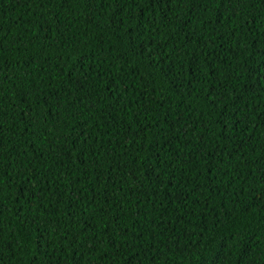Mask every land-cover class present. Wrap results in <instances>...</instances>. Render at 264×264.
I'll use <instances>...</instances> for the list:
<instances>
[{
  "label": "trees",
  "instance_id": "obj_1",
  "mask_svg": "<svg viewBox=\"0 0 264 264\" xmlns=\"http://www.w3.org/2000/svg\"><path fill=\"white\" fill-rule=\"evenodd\" d=\"M97 5L0 0V264H264V0Z\"/></svg>",
  "mask_w": 264,
  "mask_h": 264
},
{
  "label": "snow or ice",
  "instance_id": "obj_2",
  "mask_svg": "<svg viewBox=\"0 0 264 264\" xmlns=\"http://www.w3.org/2000/svg\"><path fill=\"white\" fill-rule=\"evenodd\" d=\"M164 2V3H171V0H123V3H121V0H103V3L109 4L110 6L116 7L119 9L118 12H114L113 15L114 16H118L120 19V23L121 26H124V20H125V13L123 11L124 7H126L128 4H140L143 5L145 8H149V7H155L157 4ZM212 0H204L205 4L211 3ZM87 3L90 4L92 6V11L95 12L97 5V0H87ZM197 3H200V0H197ZM226 3L228 5L231 4V0H226ZM204 12L208 11L207 7L203 8ZM225 12H228L230 15H235L234 12L230 11L229 7H225L224 9ZM127 19L129 20H135L137 23L134 26V31L138 34H142L144 32V27H143V23H141V17L137 14V15H130L127 17ZM146 22L151 23L150 20H146ZM199 37L197 36L196 33H193L192 35V39H198ZM133 40L134 42V38H130ZM166 46V42L165 45ZM150 47V46H149ZM149 47H145L143 52H140L138 50V46L137 49L135 51V54L139 57H142L144 60L148 61L149 66H151L153 63H155L157 65V67H160L159 61L161 59H165L167 58L168 54L164 51H162L160 48H154L151 51L149 50ZM184 55V53H177L176 56V60L177 62L180 61V57ZM155 58V59H153ZM193 64L191 66V72L193 77H195L197 75V73H200L202 71L201 69V64H200V59L199 57H193ZM130 77H132V81H130L129 83H125L124 81H122L120 79V76L117 75L111 82L110 85H107V90L108 91H113L115 89L116 95L118 97H120L121 99H123L126 95L128 90L130 89L131 85L133 83H139L142 82L143 77L140 76L139 71H129L127 73ZM180 71L177 68L176 64H171V65H166L164 67V75L165 76H169L174 80L176 79L179 75H180ZM251 76L255 77L256 73L255 71L251 72ZM231 80V77H227L225 82L221 84L220 86V91L215 93V102H219L221 104H225V108L222 109V111H225V115L223 116V119L220 121V123L224 124V125H228L231 123H234V119L231 115L230 109L228 107V103L231 104L232 107H235L236 105H238L239 101L235 100L234 98L232 100H230L228 103L225 102V94L228 93V89L229 87H231V85L228 83V81ZM119 81V83L117 82ZM195 89H193L194 91ZM188 95H191V93L189 92ZM136 103L138 104L139 102L136 101ZM29 117H31V114L29 113ZM182 127V126H181ZM157 128H159V125H157ZM184 134L187 135V129H184ZM172 140L169 139L167 141V143H171ZM155 145V149L157 150V152L153 155L152 160H158V151H162L165 147V145L160 144L158 141H154L153 142ZM159 162H164V161H159ZM177 162H179V157H177ZM190 162V161H189ZM221 163L223 161H220ZM170 166V164L168 165ZM149 178L151 180V183L153 185L156 184V181L159 179L160 175H162L163 173H157L155 167H151L149 170ZM171 179H175V171H173L172 176L170 177ZM198 191V189L196 190ZM193 195L195 194V192L192 193ZM142 203V201H141ZM0 215H2V213H0ZM136 215L139 216L140 215V209H139V204L137 205V212ZM158 219L162 222L164 217L163 215H159ZM117 222H118V218H117ZM158 227V225H157ZM49 230V227L47 225L44 226V231L47 232ZM121 235L123 236H127L126 232H122ZM95 241H93V246H95ZM153 264H155V261H153ZM216 264H220L219 260L216 261Z\"/></svg>",
  "mask_w": 264,
  "mask_h": 264
}]
</instances>
